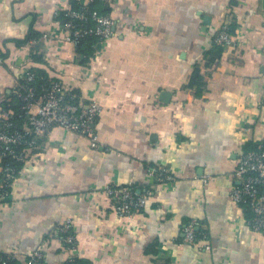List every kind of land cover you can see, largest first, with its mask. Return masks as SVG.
<instances>
[{
  "label": "crops",
  "instance_id": "0c3cea01",
  "mask_svg": "<svg viewBox=\"0 0 264 264\" xmlns=\"http://www.w3.org/2000/svg\"><path fill=\"white\" fill-rule=\"evenodd\" d=\"M73 1L0 0V108L28 69L102 108L98 148L54 127L21 167L0 204V254L18 264L35 251L43 264H264V234L230 197L240 156L264 142L261 0H108L113 35L87 63L54 36ZM223 24L236 48L213 44ZM196 68L200 92L189 86ZM163 170L175 180L159 181ZM107 186L151 194L120 217ZM188 222L192 244L182 242Z\"/></svg>",
  "mask_w": 264,
  "mask_h": 264
},
{
  "label": "built area",
  "instance_id": "2783aa9c",
  "mask_svg": "<svg viewBox=\"0 0 264 264\" xmlns=\"http://www.w3.org/2000/svg\"><path fill=\"white\" fill-rule=\"evenodd\" d=\"M107 0H75L78 9L62 11L64 20L55 15L54 36L76 51L82 42L98 40V44L108 41L113 35L114 21L107 15L93 10L95 2ZM52 35H43L50 39ZM39 42V41H38ZM37 42L31 40L29 47ZM213 44L221 48H236L237 43L231 37L229 26L223 24L213 37ZM26 59V64L31 59ZM16 66L11 65L13 70ZM25 85H17L13 94L21 100L18 110L10 106L0 108V204L7 202L11 187L19 176L21 167L36 156L40 140L49 131L58 127L85 137L91 148L99 147L95 131V122L102 112L101 106L85 100L82 96L57 81L48 88L31 87L29 84L43 82V77L28 69L23 72ZM21 121V124H18ZM6 161L4 162V160ZM236 185L230 191L233 203L247 209L250 218L247 223L254 233L264 234V142L258 143L252 150L240 156L233 171ZM159 181L175 180L167 171L158 173ZM105 193L113 202L114 211L120 217H131L141 212L150 198V191L140 192L133 186H107ZM70 221L60 228L62 246L67 252L74 250V238L70 234ZM182 242L193 243L196 240L195 223L188 222L182 229ZM42 253L35 251L24 264H43ZM0 264H18L13 253L0 254ZM66 264H79L76 257L70 256Z\"/></svg>",
  "mask_w": 264,
  "mask_h": 264
},
{
  "label": "trees",
  "instance_id": "16d2710c",
  "mask_svg": "<svg viewBox=\"0 0 264 264\" xmlns=\"http://www.w3.org/2000/svg\"><path fill=\"white\" fill-rule=\"evenodd\" d=\"M93 10L97 11L98 13L100 14H103V15H107L109 14V11H110V8H109V3H108V0L104 3V2H95L94 5L92 6ZM71 9H78V6L76 4L75 1H73L72 3V6H71ZM58 19H62L64 20V14L63 12H60L59 13V16H58ZM229 31L230 30V26H229ZM30 40H35L37 43H38V40L36 39H30ZM98 46V40L95 38L93 39L92 41L90 42H82L80 43L77 48H76V54L79 55L81 58H82V63H87L89 62L95 55V52H96V47ZM217 49H219V47H216ZM33 56H34V59H36L35 57V54L33 53ZM32 71H35L36 74L40 75L43 77V82H35V83H31L29 84V86L31 87H36V86H41V87H44V88H48L50 86V84L53 82V80L47 78L43 72L41 71H38L36 69H31ZM25 81L23 80V78L20 79V81L18 82V85H25ZM201 85H202V79L199 75V72H198V68H196L193 72V76L191 78V81H190V87H193V88H196V90L198 92H200L201 90ZM8 100L4 101L2 103V106L6 107V106H10L11 108H13L14 110H18L20 105H21V100L20 98H18L16 95H14L13 93L7 98ZM18 124L20 125L21 124V121H18ZM253 149V148H252ZM251 149V150H252ZM6 161V159L4 160V162ZM247 214H248V217L247 218H250V214L248 212L247 209H244ZM196 237H197V233H196ZM77 262L79 264H83L82 261L80 259L77 258Z\"/></svg>",
  "mask_w": 264,
  "mask_h": 264
},
{
  "label": "water",
  "instance_id": "95a60500",
  "mask_svg": "<svg viewBox=\"0 0 264 264\" xmlns=\"http://www.w3.org/2000/svg\"><path fill=\"white\" fill-rule=\"evenodd\" d=\"M261 7L264 10V0H261ZM166 97H169V93L162 92L161 95H160V99L163 101V99L166 98Z\"/></svg>",
  "mask_w": 264,
  "mask_h": 264
}]
</instances>
